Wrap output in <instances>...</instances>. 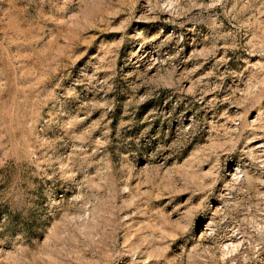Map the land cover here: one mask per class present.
Returning <instances> with one entry per match:
<instances>
[{"label":"rangeland","instance_id":"1","mask_svg":"<svg viewBox=\"0 0 264 264\" xmlns=\"http://www.w3.org/2000/svg\"><path fill=\"white\" fill-rule=\"evenodd\" d=\"M0 264H264V0H0Z\"/></svg>","mask_w":264,"mask_h":264},{"label":"bare ground","instance_id":"2","mask_svg":"<svg viewBox=\"0 0 264 264\" xmlns=\"http://www.w3.org/2000/svg\"><path fill=\"white\" fill-rule=\"evenodd\" d=\"M231 236H232V235H231ZM231 238H232V237H231ZM226 240H227V241H230L231 239H226ZM224 241H225V240H224ZM231 242H232V241H231ZM223 243H224V242H223ZM228 243H229V242H228ZM224 244H225V243H224ZM224 244H223V245H224ZM230 244H231V243H230ZM228 246H230V245H228Z\"/></svg>","mask_w":264,"mask_h":264}]
</instances>
